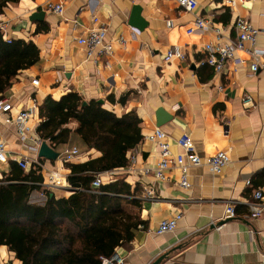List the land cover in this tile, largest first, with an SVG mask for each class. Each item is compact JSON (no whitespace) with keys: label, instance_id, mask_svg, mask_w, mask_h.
<instances>
[{"label":"crops","instance_id":"crops-1","mask_svg":"<svg viewBox=\"0 0 264 264\" xmlns=\"http://www.w3.org/2000/svg\"><path fill=\"white\" fill-rule=\"evenodd\" d=\"M47 1L19 0L0 12V34L7 43L33 41L39 50L35 63L20 69L5 86L4 98L14 107L9 114H0V138L9 153V161L0 162V178L15 172V159L27 154L42 159L45 170H61L67 177L69 164L99 155L95 150L85 151L78 140L57 148L47 141L59 152L56 160L39 157L40 148L38 153L28 151L32 139L38 138L41 144L45 141L38 127L40 106L47 96L59 99L74 91L85 102L99 100L118 115L136 110L142 118L143 140L128 152V166L108 171L115 178L104 175L103 182L124 179L131 184L139 201L134 211L142 223L133 229L132 240L117 247L114 254L124 257V264H152L161 256L165 258L160 264H264V215L251 218L246 205L254 200L256 189L264 188V52L255 74L250 69V54L238 51L245 62H228L217 75L213 66L202 63L209 56L204 45L215 40V33L189 32L194 20L203 17L236 39L234 25L241 17L262 30L255 47L264 51V0L238 1L233 6L229 0H198L193 12L173 0H67L62 15L45 11ZM134 7L139 9V26L130 23ZM42 11L43 20L33 17ZM96 25L107 28L112 53L97 48L89 55L78 44ZM175 46L181 47L184 58L167 60ZM35 78L40 81L38 86L32 83ZM247 95L252 100L245 103ZM121 97H127L126 103L118 102ZM34 105L28 121L31 132L22 141L17 125L6 120ZM161 108L162 116L158 113ZM76 126L70 124L72 129ZM157 127L170 136L174 154L182 152L176 140L189 134L201 157L228 151L231 162L220 174L207 165L190 166L188 189L180 187L177 167L168 170L166 180L159 179L155 167L160 150L148 138ZM74 146L80 153L63 162V153ZM148 168V174L142 172ZM42 174L44 177L45 171ZM150 189L153 194L148 197ZM52 192L59 198L72 191ZM35 197V202L45 200L44 195L41 201ZM230 202L236 203L233 218L225 213ZM179 213L182 218L175 231L157 233L161 221ZM8 253L15 257L6 246H0L1 263L7 261Z\"/></svg>","mask_w":264,"mask_h":264},{"label":"trees","instance_id":"trees-1","mask_svg":"<svg viewBox=\"0 0 264 264\" xmlns=\"http://www.w3.org/2000/svg\"><path fill=\"white\" fill-rule=\"evenodd\" d=\"M18 1L0 0V12ZM38 54L33 41L7 43L0 34V99L5 86L20 69L33 65ZM126 101L121 97L118 102ZM40 117V137L55 148L78 140L85 151L99 155L69 164L73 192L59 198L41 185L40 167L32 164L26 171L14 163L15 172L0 178V246L21 264H101L102 257H111L132 240L142 221L134 211L139 201L124 179L103 182L100 193L90 190L97 175L128 166V152L143 140L142 118L136 110L118 115L99 100L85 102L74 91L59 99L47 96ZM71 123L77 124L75 129ZM35 192L45 200L35 202Z\"/></svg>","mask_w":264,"mask_h":264},{"label":"built area","instance_id":"built-area-1","mask_svg":"<svg viewBox=\"0 0 264 264\" xmlns=\"http://www.w3.org/2000/svg\"><path fill=\"white\" fill-rule=\"evenodd\" d=\"M67 0H48L43 9L47 12H52L58 15H62L65 11ZM179 7L186 11L193 12L198 7V0H173ZM238 1L245 0H229V3L233 6ZM96 16H93V21L97 23ZM170 26L172 22L168 23ZM234 28L236 30V39L231 38L225 33L223 29L216 28L212 20L197 17L193 26L189 29V32L195 30L205 31L211 30L215 33V40L210 41L204 45L205 52L209 54L205 61L202 63L209 64L214 67L215 73L220 75L224 72L228 62H233L235 65L244 63L245 60L238 55V51H245L250 54V69L252 73H257L260 69V58L263 55V50L257 49L255 44L262 32L261 29L255 27L250 21L244 18H238L235 22ZM123 41V40H121ZM78 44L85 46L89 52V55L93 54L97 48L101 51L110 54L113 52V42L107 40V28L103 25H96L91 28L87 35L77 40ZM185 54L181 47H173L167 56V60L172 57L184 58ZM39 79L35 78L32 83L35 86L39 85ZM252 100L251 96L245 97V103ZM13 102L8 98L0 99V114H9L13 109ZM36 105L21 110L15 117H8V123H14L18 127V135L22 141H26L29 138L31 127L28 125V121L33 115ZM31 138V137H30ZM148 138L154 142L160 150V158L155 167V176L159 179L166 180L167 172L171 167H177L181 171V179L179 185L183 189H188L191 186L188 176V168L190 166L207 165L213 172L220 174L231 162V156L228 151H219L216 154L201 157L195 149V144L192 137L189 134H183L176 140V144L182 149V152L174 154L172 151V143L170 136L160 127H157L154 132L148 136ZM33 144L27 145L30 153H38L41 141L38 138L32 139ZM80 150L77 146L66 150L63 153L62 161L69 162L74 159ZM16 163L22 169L28 171L32 164L40 167L42 171H45L44 180L41 185L48 190L66 189L73 192V188L69 185L68 177L62 173L61 170H45L44 165L39 159H33L27 154L26 156L15 159ZM9 161V153L6 148L5 141L0 138V162L7 163ZM149 168L144 169L142 172L149 173ZM108 175L111 179H114V173L106 172L105 174L97 175L93 181V189L90 190L93 193H99V188L103 184V176ZM250 185V181L247 182ZM153 190H147L148 197H151ZM246 205L249 208V215L253 219L261 218L264 215V188H258L254 191V200L247 202ZM225 213L227 218L236 217V203L230 202L226 204ZM182 218V214H176L175 217L165 219L160 222L157 233L163 234L173 232L178 226L179 220ZM125 258L119 254H114L111 257H102L101 264H124Z\"/></svg>","mask_w":264,"mask_h":264},{"label":"water","instance_id":"water-1","mask_svg":"<svg viewBox=\"0 0 264 264\" xmlns=\"http://www.w3.org/2000/svg\"><path fill=\"white\" fill-rule=\"evenodd\" d=\"M44 16H45V11L33 14L34 18L40 19V20H43ZM130 23H133L134 25H137V26L140 25L139 24V9L137 7H134V9H133ZM158 113L160 114V116L165 114L164 110L162 108L158 110ZM159 123H161V120ZM58 156H59V152H57V151H55V149L51 148L48 145L47 141L42 142L41 147H40V151H39V157H43V158H46L49 160H56L58 158ZM164 258H165V256H161L152 264H160Z\"/></svg>","mask_w":264,"mask_h":264},{"label":"rangeland","instance_id":"rangeland-1","mask_svg":"<svg viewBox=\"0 0 264 264\" xmlns=\"http://www.w3.org/2000/svg\"><path fill=\"white\" fill-rule=\"evenodd\" d=\"M34 195H36L35 197V200L36 201H41L42 198V195L38 194L37 192L34 193ZM4 258H7L5 260L7 261H3V263L0 262V264H8V263H13V264H17L18 261L15 259L14 255H12L11 253H8L6 257Z\"/></svg>","mask_w":264,"mask_h":264}]
</instances>
